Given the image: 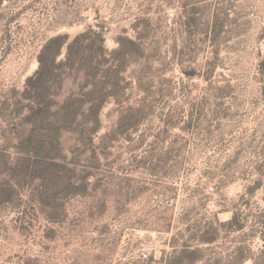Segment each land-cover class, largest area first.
Returning <instances> with one entry per match:
<instances>
[{
    "label": "rangeland",
    "instance_id": "obj_1",
    "mask_svg": "<svg viewBox=\"0 0 264 264\" xmlns=\"http://www.w3.org/2000/svg\"><path fill=\"white\" fill-rule=\"evenodd\" d=\"M89 28L105 67L122 38L144 55L127 50L126 90L103 109L93 152L81 128L59 134L55 180L28 167L29 136L45 128L28 119L25 85L49 39ZM263 257L264 0H1L0 264Z\"/></svg>",
    "mask_w": 264,
    "mask_h": 264
},
{
    "label": "trees",
    "instance_id": "obj_2",
    "mask_svg": "<svg viewBox=\"0 0 264 264\" xmlns=\"http://www.w3.org/2000/svg\"><path fill=\"white\" fill-rule=\"evenodd\" d=\"M120 44L121 48L115 53L118 65L109 67H105L112 61L104 35L93 28L72 40L67 35L53 37L43 46L38 55V69L27 79L24 90V99L30 103L28 119L34 122L35 127L45 128L41 135L29 136L33 159H30L28 167L49 176L47 171H50L55 180L65 174V165L60 160L64 162L66 158L62 155L58 138L65 129L74 131L81 128L82 134L86 132V143L93 152L94 137L103 126V109L110 100L118 102L125 93L122 74L126 71L123 60L127 50L133 47L136 53L144 55L142 45L129 38H122ZM63 48H66L65 59L58 61ZM70 82L73 89H68L62 101H57L60 98L57 92L63 90L65 94ZM61 165L64 170L59 169ZM91 177L87 174L84 183ZM77 187L74 183L67 186L73 188L74 194H83ZM240 229H243L242 225Z\"/></svg>",
    "mask_w": 264,
    "mask_h": 264
}]
</instances>
